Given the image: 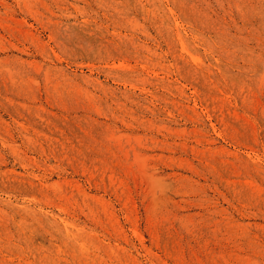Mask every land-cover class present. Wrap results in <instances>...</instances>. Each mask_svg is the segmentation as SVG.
<instances>
[{
	"label": "rangeland",
	"instance_id": "obj_1",
	"mask_svg": "<svg viewBox=\"0 0 264 264\" xmlns=\"http://www.w3.org/2000/svg\"><path fill=\"white\" fill-rule=\"evenodd\" d=\"M0 264H264V0H0Z\"/></svg>",
	"mask_w": 264,
	"mask_h": 264
},
{
	"label": "bare ground",
	"instance_id": "obj_2",
	"mask_svg": "<svg viewBox=\"0 0 264 264\" xmlns=\"http://www.w3.org/2000/svg\"><path fill=\"white\" fill-rule=\"evenodd\" d=\"M119 14V13H118ZM123 15V14H122ZM163 26V25H162ZM100 29V28H99ZM166 30V29H165ZM116 33V32H115ZM100 37V36H99ZM127 43V42H126ZM170 43V42H169ZM177 46V45H176ZM121 55V54H120ZM193 55V54H192ZM194 57V56H193ZM240 57V56H239ZM255 58V57H254ZM125 59V58H124ZM194 60V59H193ZM198 60V59H197ZM257 60V59H256ZM150 66V65H149ZM188 66V65H187ZM232 68V67H231ZM115 69V68H114ZM121 71V70H120ZM144 78V77H143ZM161 81V80H160ZM154 85V84H153ZM168 85V84H167ZM155 89V88H154ZM175 90V89H174ZM219 90V89H218ZM147 94V93H146ZM177 96V95H176ZM154 97V96H153ZM118 99V98H117ZM113 101V100H112ZM227 104V103H226ZM124 109V108H123ZM91 123V122H90ZM50 125V124H49ZM229 133V132H228ZM83 136V135H82ZM75 138V137H74ZM99 139V138H98ZM92 143V142H91ZM66 149V148H65ZM77 160V159H76ZM220 164V163H219ZM224 170V169H223ZM108 173V172H107ZM255 187V186H254ZM57 189V188H56ZM258 193V192H257ZM66 195V194H65ZM59 198V197H58ZM250 199V197H249ZM74 200V199H73ZM262 202V201H261ZM45 203V202H44ZM73 203V202H72ZM91 205V204H90ZM103 217V216H102ZM104 223V222H103ZM162 234V233H161ZM114 254V253H113ZM122 254V253H121ZM177 256V254H176Z\"/></svg>",
	"mask_w": 264,
	"mask_h": 264
}]
</instances>
